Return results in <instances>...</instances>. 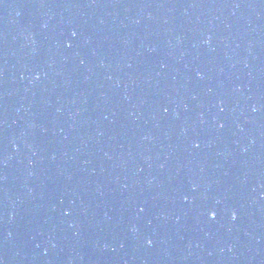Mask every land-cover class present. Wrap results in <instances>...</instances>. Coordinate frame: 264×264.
Returning a JSON list of instances; mask_svg holds the SVG:
<instances>
[{
  "label": "water",
  "instance_id": "water-1",
  "mask_svg": "<svg viewBox=\"0 0 264 264\" xmlns=\"http://www.w3.org/2000/svg\"><path fill=\"white\" fill-rule=\"evenodd\" d=\"M0 264H264V0H0Z\"/></svg>",
  "mask_w": 264,
  "mask_h": 264
}]
</instances>
